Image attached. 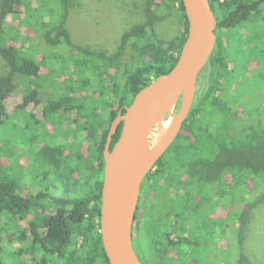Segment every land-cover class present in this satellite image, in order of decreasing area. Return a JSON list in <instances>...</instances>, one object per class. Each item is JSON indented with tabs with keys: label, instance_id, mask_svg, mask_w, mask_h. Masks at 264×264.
I'll return each mask as SVG.
<instances>
[{
	"label": "trees",
	"instance_id": "1",
	"mask_svg": "<svg viewBox=\"0 0 264 264\" xmlns=\"http://www.w3.org/2000/svg\"><path fill=\"white\" fill-rule=\"evenodd\" d=\"M171 1L183 18L177 39L162 41L150 24L136 25L106 54L70 41L64 29L69 0H0V59L7 69L0 75V133L13 148L19 126L41 133L30 174L52 178L56 189L41 191L34 183L24 193L27 171L16 172L17 160L0 149V221L25 224L5 240L0 226V243L19 246L13 252L0 247V264H10V254L19 264H109L99 233L102 152L112 121L176 63L187 22L181 0ZM208 2L216 21L214 48L178 133L142 186L148 203L141 241L152 264H194L199 238H225L228 231L219 260L228 257L230 244L236 258L228 264H252L244 242L251 211L264 204V0ZM44 72L53 90L62 91L56 97L42 96ZM17 93L21 103L8 114L6 101ZM30 104L41 108L40 117L27 111ZM17 114L24 121L10 133L4 126ZM48 125L59 135L51 136ZM220 207L229 210L228 223L215 217Z\"/></svg>",
	"mask_w": 264,
	"mask_h": 264
},
{
	"label": "water",
	"instance_id": "2",
	"mask_svg": "<svg viewBox=\"0 0 264 264\" xmlns=\"http://www.w3.org/2000/svg\"><path fill=\"white\" fill-rule=\"evenodd\" d=\"M181 3L187 32L176 63L167 74L137 92L124 113L112 121L107 133L102 152L99 233L109 264H142L131 242L140 187L178 133L192 100L198 73L215 45L216 21L208 0H181ZM181 99L177 121L158 153L150 157L147 137ZM119 125L118 139L110 148Z\"/></svg>",
	"mask_w": 264,
	"mask_h": 264
},
{
	"label": "rangeland",
	"instance_id": "3",
	"mask_svg": "<svg viewBox=\"0 0 264 264\" xmlns=\"http://www.w3.org/2000/svg\"><path fill=\"white\" fill-rule=\"evenodd\" d=\"M143 24H150L155 36L162 41L177 39L183 31V18L177 10V4L173 3L171 0H153L151 4L147 0H69L68 17L65 21L64 29L74 45L95 53L104 52L106 54H112L116 51L120 36L125 31L133 26ZM231 67L232 63L230 62L228 70L231 69ZM54 70L57 71L55 68ZM6 71V66L0 59V75L6 73ZM40 83L45 88L44 92H42L43 97H56L58 93L62 92L58 90L57 93L56 90H53V84L47 72L41 74ZM190 91L191 87L189 86L188 92ZM20 103V93L8 98L6 101L8 114H12ZM181 105L182 99L179 100L172 110L153 127L149 134L150 138L155 135H160L163 140H166L171 127L177 121V114L181 109ZM32 107L33 104H30L27 111H33L37 118L40 117L41 108L35 106L33 109ZM20 114H17V116L11 119L9 118L4 129H8L11 133L15 123L21 125L24 118ZM48 131L51 136L59 135L58 131H55L54 125H48ZM40 134H35V128L32 126L28 129L19 126V129L14 132L17 139V142L14 143L17 144L15 148H13V143L10 142L9 136H7V138L4 134L0 133V149L3 155L10 159L17 160L16 163H13L16 172L21 173L24 170L27 171L26 179L22 182L24 185V193L31 192V190L34 189L32 188L34 183L35 188L37 187L38 190L41 191L46 188H49L51 191L56 190L53 187L52 178L44 180L41 177V173L37 170H35V177L30 174L29 164L33 155L32 146L35 144L40 145V142L43 141ZM18 155H21L20 159L17 157ZM20 167L22 169H20ZM31 177H33L32 182ZM228 213V209L226 210L224 207H220L215 217L221 218L228 223ZM198 225H200V223ZM0 226L4 228L3 237L5 240L7 236L10 238L16 233L17 226L24 227L25 224L23 222L13 224L4 218L0 221ZM221 230L222 229L218 228L217 232ZM218 234L221 239L218 244L219 247H217L218 249L213 247L217 242L218 236L215 235L212 240L199 238L201 242L196 251L192 252L191 262H194V264H208L214 262V264H226L227 262L228 264V262H232L234 258H236V253L234 257L233 253H230L229 244L228 257L219 260L221 257L220 248H227L231 232L228 231L225 238L222 233ZM139 246V249H136H138L137 254L141 262L143 264H152L149 263L151 256L142 248V241H140ZM209 246L213 248L210 251L208 249ZM0 247L7 248V250L9 248V251L13 252V249H17L19 246L16 242L10 245L3 242L0 243ZM244 251L252 264H264V204L256 206L251 211L250 223L244 242ZM0 257L4 259L3 255H0ZM22 258L23 260H28L27 256ZM10 259L12 260L10 264H19V258H15L10 254Z\"/></svg>",
	"mask_w": 264,
	"mask_h": 264
},
{
	"label": "flooded vegetation",
	"instance_id": "4",
	"mask_svg": "<svg viewBox=\"0 0 264 264\" xmlns=\"http://www.w3.org/2000/svg\"><path fill=\"white\" fill-rule=\"evenodd\" d=\"M153 169V168H152ZM145 179L143 180L141 187H140V194H139V199H138V203H137V207H136V211H135V215H134V220L132 223V229H131V242L133 245V248L135 250V253L138 257V259L140 260L137 252L139 249V245H140V241H141V234H142V227L144 228V225L146 223L147 220H145V217L143 219V214L147 208V199H146V193L142 194V186L144 183ZM138 248V249H136ZM141 261V260H140ZM143 264V263H142Z\"/></svg>",
	"mask_w": 264,
	"mask_h": 264
},
{
	"label": "bare ground",
	"instance_id": "5",
	"mask_svg": "<svg viewBox=\"0 0 264 264\" xmlns=\"http://www.w3.org/2000/svg\"><path fill=\"white\" fill-rule=\"evenodd\" d=\"M146 143H147V150H148L149 156L155 157V155L158 153V151L162 147L164 140L160 137V135H155L152 138L148 136L146 139Z\"/></svg>",
	"mask_w": 264,
	"mask_h": 264
}]
</instances>
